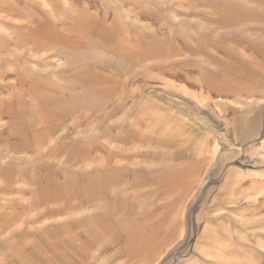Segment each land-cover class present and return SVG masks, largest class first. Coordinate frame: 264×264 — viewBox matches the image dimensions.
Masks as SVG:
<instances>
[{
  "label": "rangeland",
  "instance_id": "1",
  "mask_svg": "<svg viewBox=\"0 0 264 264\" xmlns=\"http://www.w3.org/2000/svg\"><path fill=\"white\" fill-rule=\"evenodd\" d=\"M14 3L18 1H4L9 10L6 20L0 22V239L4 236L0 244L6 254L5 257L0 254V264H87L76 249L81 247L87 233L91 239L93 224L81 219L78 201L91 202L94 197L103 201L108 196L113 199V215L125 213L132 221L136 215L141 218L137 226L146 227V231L141 237L134 236L131 247L145 249L160 226L157 222L168 228L174 207L178 210L173 218L182 216L184 201H177L181 200L180 195L182 199L185 197V192H174L168 186L172 178L167 171L177 163L181 170L189 165L183 161L172 164L169 160L173 154L166 151L155 160L165 163L163 170L147 166L149 146L133 145L136 152L127 161V175L119 177L101 172V168H106L94 159L97 153L105 151L103 138L108 136L104 128L96 126L104 125L112 102L103 96L97 78L110 69L124 79L139 75L141 66L125 61L119 52L137 56L142 48L145 51L149 48L151 55H157L164 44H35L29 38L27 25L11 23L13 13L16 14ZM17 19L21 24L29 20L18 15ZM209 19L216 25L222 24V18ZM210 34L206 36L211 37ZM263 42L224 44V70L238 73L244 79L254 78L262 96ZM249 82L252 84V80L246 83ZM229 95L235 96L232 86ZM180 105L181 135L190 125L198 128L197 141L191 135L184 137L179 148L181 156L204 162L208 152L203 145L207 142L213 155L210 169L219 171L205 175L186 200L180 236L165 242L166 255L150 264H161L163 260L164 264H183L193 255V250L202 254L197 264H224V234L231 229L235 231L237 226L220 225L224 209L215 208L213 203L233 200L236 196L234 192L222 193L227 165L221 115L200 108L194 112L193 103L186 97L180 98ZM156 115L145 114L142 122L151 123ZM182 172L181 182H186L187 172ZM109 185L123 187L110 189ZM135 191L139 197L134 196ZM229 211V216L235 214ZM197 212L202 222L196 221ZM128 222L124 223L125 228L131 227ZM206 224L212 228L210 240ZM77 228L83 235L67 238L68 231ZM101 242L98 236L93 243ZM126 243L122 242L121 248H129Z\"/></svg>",
  "mask_w": 264,
  "mask_h": 264
},
{
  "label": "crops",
  "instance_id": "2",
  "mask_svg": "<svg viewBox=\"0 0 264 264\" xmlns=\"http://www.w3.org/2000/svg\"><path fill=\"white\" fill-rule=\"evenodd\" d=\"M4 1L0 0V22L6 20V10H9ZM15 1L18 4L14 3L16 14L13 13L11 23L27 25L29 38L35 44H164L157 55H151L149 48L148 51L142 48L137 56L117 51L125 61L141 66L140 74L133 78H120L112 69L99 74L100 90L102 86L103 96L109 98L112 105L104 125L96 126L104 128L108 137L103 138L105 151L97 153L94 160L106 168H101V172L123 177L127 175V161L136 152L133 145H148L147 166L159 169L164 168L165 163L155 162L156 156L166 151L172 153L173 158L169 160L172 164L183 161L189 165L181 170L177 163L167 171L172 178L168 186L174 192H185V197L182 199L180 195L181 200L177 201H184V211L175 220L173 217L178 209L173 201L174 211L168 228L157 222L160 226L149 238L147 247L132 248L134 236L141 237L146 231V227L137 226L141 224L140 217L133 216L132 221L125 213L113 215L115 203L109 196L104 201L95 197L91 202L80 199L81 219L93 224L91 239L87 238L90 236L87 233L81 247L76 249L86 258V263L150 264L166 255L165 242L170 243L180 236L186 200L205 175H215L219 171L210 169L213 155L207 142L203 145L208 152L204 162L197 163V159L185 158L179 152L184 137L191 135L196 140L198 129L195 124L190 125L181 135L180 98L186 97L193 103L191 110L194 112L200 108L221 115L224 127L227 168L222 193L234 192L236 196L233 200L213 203L215 208L224 209L220 225L237 226L235 231L231 229L224 234V264H264V96L254 78L244 79L238 73L224 70V44H261L264 41V0ZM17 15L29 20L21 24ZM209 18H222V24L216 25ZM207 33L213 34L207 37ZM250 80L252 84L246 83ZM230 86L235 96L229 95ZM150 113L157 114L156 120L144 124L142 119ZM160 113L163 115L159 116ZM182 171L187 172L186 182H181ZM149 174L157 175L156 172ZM114 187L123 186H108ZM137 193L133 194L139 197ZM229 210L235 214L229 216ZM198 212L196 221L202 222ZM117 222L122 223L117 226ZM125 222L131 227L125 228ZM204 227L209 228L206 232L210 240L212 228L207 224ZM68 233L67 238L83 235L79 228L70 229ZM98 236L102 242L97 245L93 242ZM0 241H4V236ZM124 241L129 248H121ZM2 249L3 244H0L1 257H5ZM192 253L183 264H197L202 254L196 250Z\"/></svg>",
  "mask_w": 264,
  "mask_h": 264
}]
</instances>
